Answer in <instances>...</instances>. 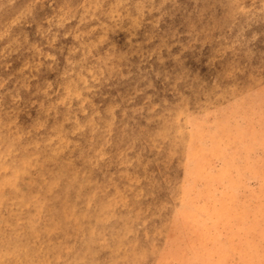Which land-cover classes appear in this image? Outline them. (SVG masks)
<instances>
[{
	"label": "rangeland",
	"instance_id": "374dc122",
	"mask_svg": "<svg viewBox=\"0 0 264 264\" xmlns=\"http://www.w3.org/2000/svg\"><path fill=\"white\" fill-rule=\"evenodd\" d=\"M250 117L264 0H0V264H264Z\"/></svg>",
	"mask_w": 264,
	"mask_h": 264
},
{
	"label": "crops",
	"instance_id": "0c3cea01",
	"mask_svg": "<svg viewBox=\"0 0 264 264\" xmlns=\"http://www.w3.org/2000/svg\"><path fill=\"white\" fill-rule=\"evenodd\" d=\"M239 104H240V106L238 107V110H237L238 118H239V122H240L239 125L241 124V126L243 128V125H245V122L247 121V118H249L250 115H249V111H247V108H246L245 99L238 100L237 105H239ZM223 113H225V111H223L222 113H220V111H219V113L217 114V117L218 116H220V117L224 116ZM253 118L250 117L251 122L249 123L248 126H251L252 129L255 128V130L258 131V133L262 132V127L264 126V118H263V123L261 121L262 117L259 118L260 120H256L258 117H255L254 118L255 120ZM263 132H264V130H263ZM261 135H262V133H261Z\"/></svg>",
	"mask_w": 264,
	"mask_h": 264
}]
</instances>
